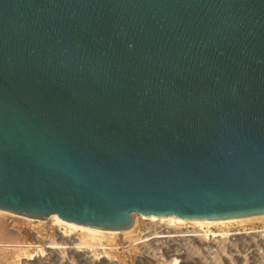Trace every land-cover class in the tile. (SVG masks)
Segmentation results:
<instances>
[{
	"label": "water",
	"instance_id": "1",
	"mask_svg": "<svg viewBox=\"0 0 264 264\" xmlns=\"http://www.w3.org/2000/svg\"><path fill=\"white\" fill-rule=\"evenodd\" d=\"M0 210L263 217L264 0H0Z\"/></svg>",
	"mask_w": 264,
	"mask_h": 264
},
{
	"label": "rangeland",
	"instance_id": "2",
	"mask_svg": "<svg viewBox=\"0 0 264 264\" xmlns=\"http://www.w3.org/2000/svg\"><path fill=\"white\" fill-rule=\"evenodd\" d=\"M0 212L15 218L19 225L25 224L27 220H30L29 224L33 227L36 226V229H32L40 231L37 236L46 233L42 235L47 237L49 241L47 244H51V246L56 248L49 259V264H90L87 259L77 256L71 249L76 248L98 254L99 247H105L107 244L111 246L115 242V237L110 236V233L120 232L102 230L109 232L105 233L109 236L102 237L96 234L95 237L91 238L86 235L84 229L77 228L76 232H69V229L62 226L59 232L62 234L63 239H60L52 231L43 230L42 225L49 218L45 220L32 219L1 210ZM137 217L139 218V216ZM251 223L258 230H264V216L256 218ZM179 227L183 231L198 233L199 238L197 239H205L207 244L200 246L192 237H183L182 232L158 233L159 230H151L145 235L148 245L141 246V248L139 246L135 250L136 254H143L139 262L115 256L113 257L115 264H173V260H176L177 264H193L190 262L191 255L196 260H200V264H264V235L242 237L241 234L244 230H250L248 226L242 227L238 223L232 222L228 223L226 228L221 225L199 227L188 223L181 224ZM226 231H228L226 233L228 234L227 238L224 237ZM24 241L22 236L15 237L10 235L7 238L0 233V264H20L25 254L38 253L42 249V246H32L27 249L20 248L16 250V242L25 243ZM91 244H98V247H90ZM106 250L109 249L106 248ZM172 253L175 255L172 256ZM176 254L183 255L179 256Z\"/></svg>",
	"mask_w": 264,
	"mask_h": 264
},
{
	"label": "bare ground",
	"instance_id": "3",
	"mask_svg": "<svg viewBox=\"0 0 264 264\" xmlns=\"http://www.w3.org/2000/svg\"><path fill=\"white\" fill-rule=\"evenodd\" d=\"M256 218H241V219H229V220H212V221H185L180 220L175 217L167 216L166 218H156V217H136L133 225L126 231L120 232H111L110 236L115 237V242L112 245H106L105 247H99V253L94 254L89 251H83L76 248L71 249L77 256L82 259H87L90 264H115L113 257L120 256L125 260L139 262V260L143 257V254L139 255L135 253L136 248L140 246L144 247L148 245V241H146L145 235L147 232L151 230H159L158 233H174V232H182L183 237H192L195 242H197L200 246H204L207 244L205 239H197L199 238L198 233H190L186 230H180V225L184 223L198 225L199 227L209 225H221L226 228L228 223H238L240 226H248L250 228L249 231L244 230L241 234L242 237L251 236L259 237L264 235V230H258L251 222ZM27 223L19 225L15 218L5 215V213L0 212V233L6 236L7 238L11 236L20 237L25 240V243H17L16 242V250L20 248H31L32 246H42V249L38 253L34 254H25V256L21 259L20 264H49L50 257L54 254L55 247L51 246V244H47L49 241L45 235L46 233H42L41 235L37 234L40 231L33 230L36 229V226H32L29 224L30 220L26 221ZM64 226L66 229H69V232H76L77 228L84 229L86 235L91 238L97 236H109L99 229L79 226L76 224H72L69 222H64L58 219L56 216H50L47 222H44L42 225L43 230L52 231L56 234L57 237L63 239L62 234L59 232L60 228ZM228 231L225 232L224 237L227 238ZM83 233V234H85ZM231 239V238H228ZM145 240V241H144ZM151 242V241H149ZM45 245H44V244ZM90 243V242H89ZM90 247L97 248L98 244H91ZM108 248L109 250H106ZM169 252V251H168ZM192 254V252H191ZM175 255L172 253V256ZM182 256L183 254H176ZM16 257V256H15ZM200 260H196L192 255L190 256V262L193 264H200ZM173 264H177L176 260H173Z\"/></svg>",
	"mask_w": 264,
	"mask_h": 264
}]
</instances>
